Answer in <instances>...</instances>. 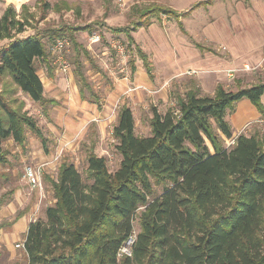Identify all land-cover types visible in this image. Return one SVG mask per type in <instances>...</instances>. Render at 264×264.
<instances>
[{"label":"trees","instance_id":"trees-1","mask_svg":"<svg viewBox=\"0 0 264 264\" xmlns=\"http://www.w3.org/2000/svg\"><path fill=\"white\" fill-rule=\"evenodd\" d=\"M35 2L43 13L51 7L47 0ZM210 2H197L185 12L158 3L139 10L132 5L140 12L133 30L149 25L151 17L180 19ZM15 17L12 5L0 17V39H9L0 47V165L7 162L3 142L22 146L27 129L45 148L35 119L13 94L21 92L42 107L55 103L44 96L34 61L49 64L44 38L66 34L65 27H57L17 37L12 32H22L27 17ZM114 31L133 42L128 28ZM136 52L150 75L147 55L138 47ZM76 63L85 100L83 90L89 87ZM263 94L264 81L235 90L218 84L213 95L190 83L173 96L175 105L165 113L150 109L148 136L135 134L132 111L122 105L112 131L121 156L118 167L110 171L92 148L84 176L73 162L59 164L56 178L47 179L53 202L27 226L24 264H264V135L240 133L233 145L224 146V138H233L226 111L246 98L264 118ZM135 218L139 229L131 256L118 257Z\"/></svg>","mask_w":264,"mask_h":264},{"label":"rangeland","instance_id":"rangeland-1","mask_svg":"<svg viewBox=\"0 0 264 264\" xmlns=\"http://www.w3.org/2000/svg\"><path fill=\"white\" fill-rule=\"evenodd\" d=\"M198 1L200 0H183V3L185 4V7L188 8ZM246 2H249V0H212L209 6L199 7L192 11L188 17L182 19V23L192 34H195L194 36L197 35L199 36V39H202V32L203 34H206V27H203L201 31L200 27L205 24V21L206 23L211 24L208 25L209 29L210 27L216 26V23H218L219 20H223L215 27V36L216 34L217 37H221L222 35H225V37L231 36V34L227 35L228 32L226 29L222 30L223 22L227 24L231 23V7L234 4H245ZM252 2L263 4L264 0H252ZM50 3L51 7L44 13L35 1L27 3L24 8L19 7L16 9L14 7L16 13L15 18L21 20L22 18L27 17V21L25 22L26 24L24 25L22 32L17 33L16 31H13L12 33L17 37H25L32 35L37 31L41 32L44 29L65 27L66 34L61 37L68 38L70 42L71 39L69 35L72 33L75 42L79 46L76 47L71 42L68 50H65L62 53L63 59L69 67L66 74L63 75L72 77V81L78 89L75 77L76 61H78L89 87V90L86 88L83 90L85 100L89 102L92 101L98 107H102V105L106 103L105 99L107 98V93L116 90L120 81H124L122 86L124 89H127V85L135 84L139 79L142 80L140 78V73L135 74V71L137 70L135 63L136 61H140V59L136 52L137 46H135V38H133V32L135 31L133 30V27L135 26H132V24L139 20L140 12L138 11V8H143L145 5H148V2L145 3L141 1L139 4H133L137 5L138 10H132V3L124 4L122 0L67 1L64 3L63 1L57 0ZM58 6L61 7V10L59 11H57ZM176 6V8H180L179 5ZM7 7L8 5L0 0V10L2 9L4 11ZM30 15L33 17H30ZM85 26H88L91 31H84L83 27ZM117 28H128V33L133 38V42L129 43L124 32H115L114 29ZM93 32L100 35V41L91 44L89 43L88 36ZM135 35L138 40H141V37L143 36L145 37V34H141L139 29L136 30ZM240 36H250V34L247 33V35H244L243 33L239 34V37ZM55 39L51 40L47 37L44 38L45 46L48 51L47 58L50 64L47 65H49L54 72H56V65L51 64L52 56L50 55L51 52L49 51V46ZM114 40L119 41L123 46L125 51L124 57L120 58L116 51L112 49L111 42ZM194 40L193 37H189L190 42ZM196 40L198 39L196 38ZM8 41L9 39L7 38H1L0 47L7 44ZM199 43L212 49V52L208 51L209 53H207V56L211 58L213 63H215V65H213L214 67L211 66L208 70L205 69L202 71L204 73H212L213 75L222 74L225 76V69L239 67L242 64L241 62L233 63L230 61L227 57L228 53L225 47L219 45L213 37L212 40L209 38H203V40H199ZM263 53L264 51L262 52V55ZM259 60L260 57L257 61ZM47 65L41 59H35L34 61V67L41 82L42 80H45L46 69L47 71L50 70ZM251 65L255 64L251 63ZM141 72L143 80L146 81L144 78L145 76L143 75L144 68ZM198 73L200 72L198 71ZM176 79L177 78L170 81V84L172 83V86L170 87L172 96L179 93V85H189L190 83L196 84L197 81V78L194 76H182L177 80ZM259 81H264V63L250 72H238L234 80L226 82L225 89L235 90L238 87L249 86L250 84ZM2 87L3 83H0V89ZM118 90H120V88ZM145 93L147 94L146 90L144 94ZM13 95L15 98H18V100L25 103L24 109L35 119L36 124L46 141L44 142V148L41 144L40 138H38L34 132L27 129L26 141L22 146L14 143L11 139L4 141L2 144V148L7 153V162L0 165V264L25 263V253L22 248H17L16 244L22 243V239L25 236L24 225L27 226L29 222L43 217L45 206L49 205V201H52V192L47 179L56 178L59 164L62 161L73 162L78 171L84 176L86 156L89 149L92 148L93 150L95 147L93 144V136L95 135L96 130L92 126H89L87 132L88 136L87 138L84 136L81 139L82 145L79 143L78 150L64 152V154H62L63 156H59L57 160H55L57 155L51 157L50 160L42 159L44 153H51L56 149V137L49 132V129L46 126L45 120L47 115L45 114V110L39 103L33 102L27 95L21 92H17ZM138 95L137 92L133 93V97L135 98H137ZM148 97V100L152 99L151 96ZM115 99V96L109 98L114 110L119 109L122 103L124 105L129 103L131 106L135 107V110L133 109V111H135V117H133L134 128L135 134L138 136H148L151 133L149 114L152 106L160 109H163V107L165 109L169 107L168 105H165L161 99L158 100L160 102L157 106H154V102H149L147 100L149 106L145 108L146 110H143V108L140 110L136 108V104L132 105L130 98H124L117 103H115ZM111 125L112 124L106 128L108 134H106L105 145L103 146L109 151V155L105 157L107 167L110 171H113L118 166L120 155L115 149L117 141L113 137V127H111ZM253 132L255 134L264 135V124L252 128L251 134ZM49 133H51V135ZM87 140L91 142L87 143ZM232 140L233 138H224V146L229 147L233 145L234 142L231 143ZM29 164L36 167L42 166L43 190L41 192L32 191L23 178V169ZM50 164H52V166H50ZM159 189L160 188H157V191H159ZM133 229L135 231H138L139 229L136 218L133 220ZM5 243L10 250L5 246Z\"/></svg>","mask_w":264,"mask_h":264},{"label":"crops","instance_id":"crops-1","mask_svg":"<svg viewBox=\"0 0 264 264\" xmlns=\"http://www.w3.org/2000/svg\"><path fill=\"white\" fill-rule=\"evenodd\" d=\"M1 1L18 9L22 4H27L35 0ZM47 1L52 2L57 0ZM141 1L145 3L148 2L147 4H162L178 12H185L192 6L186 8L183 0H122L124 4L132 3V5L139 4ZM210 4L200 7H207ZM176 5H179L180 8H176ZM2 13L3 10L1 9L0 17ZM191 13L192 11L180 19L165 15H162L159 19L151 17L149 25L139 26L135 29L133 32L135 46L140 48L147 55L151 65L150 75L146 72L143 61L139 57L140 61H136L135 63L137 66L135 74L140 73V78L142 80L139 79L137 81L136 79L137 83L127 85V89H124L122 86L124 81H120L116 90L107 93V98L105 99L106 103L103 104L102 107H98L92 101L89 102L81 99L79 91L75 83L72 81V77L54 72L51 69L47 71L46 69L45 80H42L43 94L47 99L54 100L55 103L45 105L46 107L42 108H44L45 114L47 115L45 120L46 126L48 127L49 132L56 137V149L51 153H44L42 159L50 160L51 157L59 153L60 156H63L62 154H64V152L78 150L79 145L82 143L81 139L84 136L86 138L88 136L87 132L89 126H92L96 130L95 135L93 136V144L95 145L93 148L94 153L97 156L104 158L109 155V151L105 149L103 145H105L106 134H108L106 128L110 124H112L111 127H113L117 121L119 109L114 110L112 108V103L109 101V98H113L114 96L116 98L115 103L124 98H130L132 105L136 104V108L140 110L141 108L144 110L149 106L147 103L148 96H151L152 99H149L148 101L154 102V106H157L160 102L158 100L161 99L165 105L169 106L166 109L164 107L163 109L156 108L159 113L163 114L170 107L175 105V99L172 96L170 88L172 86V83L170 84L172 79H178L182 76H194L197 78L196 86L203 94L207 95H213L218 84L223 85L225 88L226 82H228L225 77L226 75H213L212 73L202 72L215 65L211 58L207 56V53L212 52V49L199 43V40H203V38H209L210 40H212V37L215 38L219 45L225 47L228 53L227 57L233 63H258L257 59L259 57L261 58L262 52L264 51V3H254L252 0H249V2H246L245 4L238 3L231 7V23L227 24L223 22L222 30L226 29L228 32L227 35L231 34L232 38L231 36L225 37V35L217 37V34L215 36V27L223 20H219V22L216 23V26L210 27L209 29L208 25L211 24H208L205 21V24L203 26L201 25L200 31L203 27H206V34H203L202 32V39H199V36L197 35L194 36L195 34H192L182 23V19L188 17ZM179 21L182 24V28L179 26ZM138 29L141 34H145V37H141V40H138L135 35L136 30ZM243 33L244 35L249 33L250 36L239 37V34ZM189 37H193L195 40L190 42ZM196 38L198 40H196ZM142 67L144 68L143 75L145 76L144 78L146 81L143 80L141 72V70H143ZM187 70H196L200 71V73L197 75H188L185 74ZM188 86L189 85H179V93L182 94L185 92L188 89ZM119 88L121 91L118 90ZM145 90L147 91V94H144ZM134 92H137L140 96L138 95L137 98L133 97ZM260 100L264 106V94L261 95ZM122 105L124 104L122 103L121 106ZM125 105L131 109L133 117H135V111H133L135 107L131 106L129 103ZM150 117L151 112L149 114V118ZM225 120L231 127L233 139L240 133L250 135L252 128L264 124V118L257 111L256 107L246 98L237 101L233 105V110L226 111ZM51 133L49 134L51 135ZM252 134H254V132ZM89 142L91 141L87 140V143ZM50 166H52V164H50ZM52 202L53 199L52 201H49L48 204H51ZM27 226L24 225V234L27 231ZM23 240L24 238L22 239V243ZM5 246L10 250L6 243Z\"/></svg>","mask_w":264,"mask_h":264},{"label":"built area","instance_id":"built-area-1","mask_svg":"<svg viewBox=\"0 0 264 264\" xmlns=\"http://www.w3.org/2000/svg\"><path fill=\"white\" fill-rule=\"evenodd\" d=\"M89 43H97L100 41V35L98 33H91L88 36ZM70 40L66 37H59L56 38L49 46V51L51 52L50 55L52 56V63L53 65H56V72L60 74H66L68 71L69 67L67 63L63 59V52L65 50H68L70 47ZM111 47L114 49L117 53V55L121 58L125 56V51L123 46L119 41H112L111 42ZM264 63V53L261 56L260 60L258 63L255 65H251L249 63H243L240 67L236 68H228L225 70V75L227 77L228 81L234 80L236 74L238 72H250L254 69H257L259 66ZM200 72V71H199ZM185 74L188 75H197L198 71L196 70H187ZM234 140V139H233ZM232 140L231 143L234 141ZM60 156V153L57 154L55 157V160L58 159ZM42 166H33L32 164L26 165L23 169V178L26 181L27 185L32 191H39L41 192L43 190V179H42V171H41ZM137 231L134 229L131 231V233L127 236V238L121 243L120 247L118 248L117 251V256L122 257V256H131V249L132 245L134 244L135 238H136ZM17 248H23V243L16 244Z\"/></svg>","mask_w":264,"mask_h":264}]
</instances>
